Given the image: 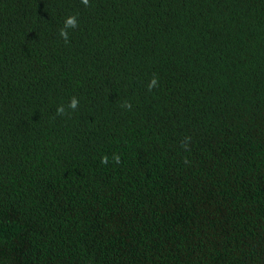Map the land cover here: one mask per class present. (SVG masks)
<instances>
[{
    "label": "trees",
    "instance_id": "obj_1",
    "mask_svg": "<svg viewBox=\"0 0 264 264\" xmlns=\"http://www.w3.org/2000/svg\"><path fill=\"white\" fill-rule=\"evenodd\" d=\"M0 264H264V0H0Z\"/></svg>",
    "mask_w": 264,
    "mask_h": 264
},
{
    "label": "clouds",
    "instance_id": "obj_2",
    "mask_svg": "<svg viewBox=\"0 0 264 264\" xmlns=\"http://www.w3.org/2000/svg\"><path fill=\"white\" fill-rule=\"evenodd\" d=\"M82 3L87 6L88 3H89V0H82ZM75 27H77V18L75 16H69V17H67L66 20H65L64 28H62L60 30V33H59L60 36L67 42V40H68V32H67V29L68 28H75ZM157 83H158L157 78L154 76L152 78L150 84H149V90H151L153 87H156L157 86ZM77 104H78L77 99L75 97H73L69 106L72 109H75L77 107ZM129 107H130V105H129ZM57 113L58 114H63L64 113L63 106H60L57 109ZM113 160L117 164L120 163V157L118 155H116V154L113 155ZM101 163L107 164L108 163V157L107 156L102 157L101 158Z\"/></svg>",
    "mask_w": 264,
    "mask_h": 264
}]
</instances>
